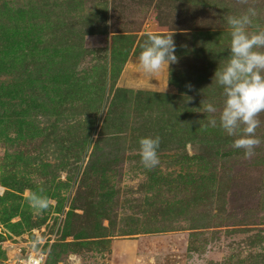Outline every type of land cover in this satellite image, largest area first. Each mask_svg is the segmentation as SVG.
I'll return each mask as SVG.
<instances>
[{"label":"rangeland","instance_id":"obj_1","mask_svg":"<svg viewBox=\"0 0 264 264\" xmlns=\"http://www.w3.org/2000/svg\"><path fill=\"white\" fill-rule=\"evenodd\" d=\"M245 7L0 0V264H25L37 236L44 264H264V113L250 157L203 113L222 107L226 17ZM172 31L178 62L150 78L141 45ZM156 135L148 170L139 140Z\"/></svg>","mask_w":264,"mask_h":264},{"label":"clouds","instance_id":"obj_2","mask_svg":"<svg viewBox=\"0 0 264 264\" xmlns=\"http://www.w3.org/2000/svg\"><path fill=\"white\" fill-rule=\"evenodd\" d=\"M238 2L246 7L239 14L226 17L231 38L227 61L214 73L216 83L222 88L223 104L217 109L212 103H207L203 113L212 114L208 126L218 125L228 136L235 137L233 147L243 149L245 157H250L261 142L256 130L261 124L260 114L264 113V25L256 22L259 13L250 0ZM173 36V31L147 33L138 61L141 70L150 78L162 70L168 72L169 65L178 62ZM166 88L167 82L163 92ZM160 142L158 135L140 138L138 151L144 168L151 170L159 164ZM43 192L44 189L40 188L27 195L30 206L38 212L49 207V199ZM43 243L39 236L31 242L30 246L37 254L32 264H44L50 254L41 250Z\"/></svg>","mask_w":264,"mask_h":264},{"label":"built area","instance_id":"obj_3","mask_svg":"<svg viewBox=\"0 0 264 264\" xmlns=\"http://www.w3.org/2000/svg\"><path fill=\"white\" fill-rule=\"evenodd\" d=\"M37 254L35 255H30V256H27L26 260H25V264H32V261L33 259L36 257Z\"/></svg>","mask_w":264,"mask_h":264},{"label":"trees","instance_id":"obj_4","mask_svg":"<svg viewBox=\"0 0 264 264\" xmlns=\"http://www.w3.org/2000/svg\"><path fill=\"white\" fill-rule=\"evenodd\" d=\"M0 66H1V64H0Z\"/></svg>","mask_w":264,"mask_h":264}]
</instances>
